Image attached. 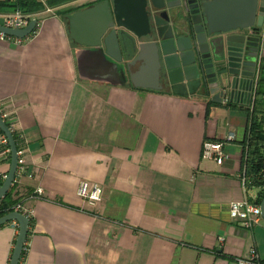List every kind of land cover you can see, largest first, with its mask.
Masks as SVG:
<instances>
[{
  "label": "crops",
  "instance_id": "1",
  "mask_svg": "<svg viewBox=\"0 0 264 264\" xmlns=\"http://www.w3.org/2000/svg\"><path fill=\"white\" fill-rule=\"evenodd\" d=\"M100 1L57 2L32 13L29 36L0 38V107L21 150L9 190L33 219L19 264H236L251 247L264 262L263 219L248 229L228 216L229 202L257 192L240 178L250 101L171 87L144 59L124 81L86 53L79 69L76 51L86 47L70 36L67 16ZM258 35L252 88L264 21ZM230 132L221 164L202 158L205 140ZM80 180L102 187L95 205L77 196ZM36 188L42 194L29 198ZM15 225L0 226V264L9 263Z\"/></svg>",
  "mask_w": 264,
  "mask_h": 264
},
{
  "label": "water",
  "instance_id": "2",
  "mask_svg": "<svg viewBox=\"0 0 264 264\" xmlns=\"http://www.w3.org/2000/svg\"><path fill=\"white\" fill-rule=\"evenodd\" d=\"M67 19L72 39L86 47L76 51L79 69L86 53L124 81L129 65L144 59L153 75L166 78L171 87L194 88L214 102L228 96L230 103H249L264 0H103ZM78 21L85 22L83 30ZM35 28L34 19L23 28L0 24L1 33L19 39ZM0 131L9 149L1 199L15 177L17 149L1 116ZM259 208L264 220V197ZM11 221L17 233L8 264H19L28 219L16 211L0 216V226Z\"/></svg>",
  "mask_w": 264,
  "mask_h": 264
},
{
  "label": "trees",
  "instance_id": "3",
  "mask_svg": "<svg viewBox=\"0 0 264 264\" xmlns=\"http://www.w3.org/2000/svg\"><path fill=\"white\" fill-rule=\"evenodd\" d=\"M62 1L66 0H48L47 3L53 5ZM43 8L44 6L41 0H0V12L12 13L18 11L23 14H32L43 10ZM255 75L250 107L247 109L248 122L243 143L244 156L242 169H244L245 174V185L257 188L254 198H249L248 200L254 203H260L261 199L264 197V171L262 170V165L264 163V59L259 62ZM2 115L0 107V116L2 117ZM2 119L11 130L16 149L18 150V135L11 129L6 118L2 117ZM0 134H2L1 131ZM30 195L31 194H29L28 197ZM17 205H23V199L20 197H13L10 189L0 199V216L15 211ZM27 219L28 229L19 262H21L26 252L27 236L30 233L33 220L32 215H28ZM15 228L17 233V225H15Z\"/></svg>",
  "mask_w": 264,
  "mask_h": 264
},
{
  "label": "built area",
  "instance_id": "4",
  "mask_svg": "<svg viewBox=\"0 0 264 264\" xmlns=\"http://www.w3.org/2000/svg\"><path fill=\"white\" fill-rule=\"evenodd\" d=\"M36 20V27L38 25L37 19L34 14H23L18 11L7 13L2 16L1 25L10 27V28H23L28 24L30 20ZM35 30V29H34ZM34 32V31H33ZM32 32V33H33ZM0 38L10 39L11 36L4 35L0 32ZM13 39V38H12ZM14 39L19 42V38ZM252 88V87H251ZM253 89V88H252ZM252 90H250V99H251ZM249 99V101H250ZM223 104H229L228 96H223L221 99ZM5 115H2L4 117ZM1 117V118H2ZM235 135L233 133H228L222 140H205L202 144L201 156L205 159L213 160L216 164H221L225 151L224 143L228 140H233ZM0 144L6 146L4 152L9 153L8 145L3 134H0ZM21 150H17V171H21L22 167H18L21 163L19 155ZM262 170L264 171V163L262 165ZM6 173L0 172V183L5 179ZM241 182L244 185L245 183V174L244 169L241 171ZM102 187L94 182L87 180H80L77 184L76 194L77 196L85 203L89 205H95L102 197ZM42 194L40 188H36L29 198L38 197ZM21 210V211H19ZM15 211L21 213L26 218L28 215H31V209L24 205H17ZM228 216L232 222L240 224L244 228H252L254 225L258 224L262 220L260 215L259 203H254L248 199L233 200L228 204ZM16 224V223H15ZM17 225V224H16ZM27 250V248H26ZM236 264H264L259 258L256 250L251 247L248 250V253L245 257H239L236 259Z\"/></svg>",
  "mask_w": 264,
  "mask_h": 264
},
{
  "label": "rangeland",
  "instance_id": "5",
  "mask_svg": "<svg viewBox=\"0 0 264 264\" xmlns=\"http://www.w3.org/2000/svg\"><path fill=\"white\" fill-rule=\"evenodd\" d=\"M41 2H42V4H43L44 8L50 6L49 3H47V0H41ZM44 8H43V9H44ZM0 22H1V21H0ZM263 221H264V220H263Z\"/></svg>",
  "mask_w": 264,
  "mask_h": 264
},
{
  "label": "flooded vegetation",
  "instance_id": "6",
  "mask_svg": "<svg viewBox=\"0 0 264 264\" xmlns=\"http://www.w3.org/2000/svg\"><path fill=\"white\" fill-rule=\"evenodd\" d=\"M101 1H103V0H101ZM101 1H100V2H101Z\"/></svg>",
  "mask_w": 264,
  "mask_h": 264
}]
</instances>
